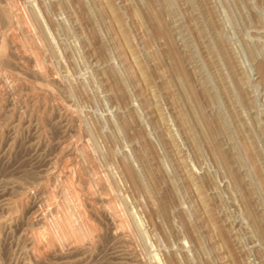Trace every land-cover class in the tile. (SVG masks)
Wrapping results in <instances>:
<instances>
[{"label":"rangeland","instance_id":"374dc122","mask_svg":"<svg viewBox=\"0 0 264 264\" xmlns=\"http://www.w3.org/2000/svg\"><path fill=\"white\" fill-rule=\"evenodd\" d=\"M0 264H264V0H0Z\"/></svg>","mask_w":264,"mask_h":264},{"label":"bare ground","instance_id":"6f19581e","mask_svg":"<svg viewBox=\"0 0 264 264\" xmlns=\"http://www.w3.org/2000/svg\"><path fill=\"white\" fill-rule=\"evenodd\" d=\"M73 228V227H72ZM38 237V236H37Z\"/></svg>","mask_w":264,"mask_h":264}]
</instances>
